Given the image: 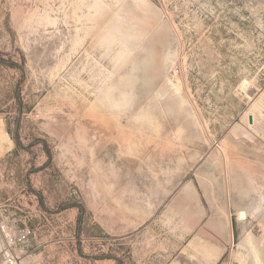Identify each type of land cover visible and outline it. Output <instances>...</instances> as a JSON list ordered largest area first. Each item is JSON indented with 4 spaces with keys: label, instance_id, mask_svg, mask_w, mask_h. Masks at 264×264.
<instances>
[{
    "label": "rangeland",
    "instance_id": "374dc122",
    "mask_svg": "<svg viewBox=\"0 0 264 264\" xmlns=\"http://www.w3.org/2000/svg\"><path fill=\"white\" fill-rule=\"evenodd\" d=\"M9 257L264 264V0H0Z\"/></svg>",
    "mask_w": 264,
    "mask_h": 264
},
{
    "label": "built area",
    "instance_id": "2783aa9c",
    "mask_svg": "<svg viewBox=\"0 0 264 264\" xmlns=\"http://www.w3.org/2000/svg\"><path fill=\"white\" fill-rule=\"evenodd\" d=\"M6 264H16V262L12 257H9L6 259Z\"/></svg>",
    "mask_w": 264,
    "mask_h": 264
},
{
    "label": "bare ground",
    "instance_id": "6f19581e",
    "mask_svg": "<svg viewBox=\"0 0 264 264\" xmlns=\"http://www.w3.org/2000/svg\"><path fill=\"white\" fill-rule=\"evenodd\" d=\"M250 117H253V116H252V115H249V116H248V120H249ZM253 118H254V117H253ZM249 125H251V124L249 123ZM251 126H253V125H251ZM242 213H243V212H242ZM241 218H243V220H244V214H241ZM239 219H240V218H239Z\"/></svg>",
    "mask_w": 264,
    "mask_h": 264
},
{
    "label": "water",
    "instance_id": "95a60500",
    "mask_svg": "<svg viewBox=\"0 0 264 264\" xmlns=\"http://www.w3.org/2000/svg\"><path fill=\"white\" fill-rule=\"evenodd\" d=\"M249 123H250L251 125L254 124V118H253V117H250V118H249Z\"/></svg>",
    "mask_w": 264,
    "mask_h": 264
}]
</instances>
